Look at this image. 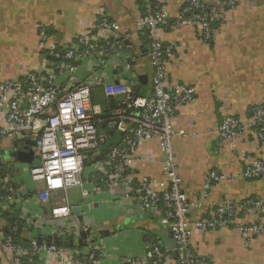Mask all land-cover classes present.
Masks as SVG:
<instances>
[{"label": "built area", "instance_id": "1", "mask_svg": "<svg viewBox=\"0 0 264 264\" xmlns=\"http://www.w3.org/2000/svg\"><path fill=\"white\" fill-rule=\"evenodd\" d=\"M136 2L143 13L136 22L135 32L145 40L142 49L151 71L148 94L139 91L136 77L127 75L135 64L132 48L126 44L127 39L116 35L117 25L103 13L81 34L64 44L49 45L41 70L29 72L21 80L0 83V115L4 120L0 140L20 135L32 140L35 159L29 166V176L33 183L42 185L35 192L37 200L46 204L55 194L62 195L50 207L54 223L39 235L50 239L49 245L38 246L34 237L28 239L30 247L24 248L11 236L0 235V246L10 257V264H33L39 256L54 257L60 264L104 263L107 258L104 236L92 234L87 223L71 220L72 209L67 198L70 190H79L82 198H87L97 188L109 194L118 188L141 213L157 216L168 230L172 247L147 240L142 257L126 256L118 264H209L206 258L192 251L194 234L234 229L246 247L264 234V197L247 199L240 205L224 202L192 221L190 213L200 211L202 205L188 201L181 191L172 147L173 138L184 135L172 127V121L179 109L190 104L194 97L184 85L166 80V64L176 55V48L163 42L161 28L174 20L180 26L197 29L202 41L209 42L213 27L222 22L236 1L205 5L200 0H185L175 19L168 15L162 0ZM38 33L41 44H46V29L40 26ZM114 59L121 62L117 81L103 82L102 73L85 79L81 76L87 63L104 73ZM97 84L102 85L104 97L111 105L106 113L92 103V88ZM245 130H253L257 141L264 146V104L254 106L248 122L225 117L217 134L224 141L240 136ZM151 140L157 141L162 156V179L142 177L134 185L131 171L134 152ZM88 164L90 178L85 179L83 174ZM262 176L264 161L253 160L245 165L244 180ZM223 178L210 173L205 190L211 181ZM1 183L0 207L6 210L14 206L22 192L8 179ZM240 216H252L255 222L243 223ZM16 229L14 226L8 230L15 236ZM82 233L88 234L82 241L84 245L79 246L77 241ZM68 241H72V247L55 244Z\"/></svg>", "mask_w": 264, "mask_h": 264}, {"label": "crops", "instance_id": "2", "mask_svg": "<svg viewBox=\"0 0 264 264\" xmlns=\"http://www.w3.org/2000/svg\"><path fill=\"white\" fill-rule=\"evenodd\" d=\"M162 1L168 15L175 19L185 0ZM200 1L205 5H222L228 0ZM235 1L236 6L226 11L222 22L213 27L209 42L202 41L197 29L180 26L174 20L160 31L163 42L176 48V55L166 64L167 82L184 85L194 97L190 104L179 109L172 121V127L184 134L172 140L181 191L188 201L202 205L200 211L190 213L192 221L224 202L240 205L247 199L264 197V176L253 180L242 178L247 163L264 161V146L257 141L254 131L245 130L240 136L224 141L217 134L225 117L248 122L254 106L264 104V0ZM101 13L117 25L116 35L127 39L126 44L132 48L135 64L125 75L136 77L139 91L148 94L151 71L142 49L145 40L135 32L136 22L143 13L136 0H0V83L21 80L27 73L41 70L49 45L64 44L81 34ZM40 26L47 31L46 44L40 42ZM119 61L114 59L104 73L87 63L81 76L85 79L102 73L103 82H115L121 70ZM141 77L147 80L145 86L140 82ZM92 98L102 109L104 104L108 105L100 84L92 88ZM3 124L0 115V127ZM26 141L29 138L25 135L0 140V187L2 180L8 179L22 192L14 206L6 210L0 207V212L16 215L22 224L15 227L22 228L21 237L28 240L54 223L50 207L62 195L55 194L46 204L37 200L35 192L42 185L30 180L28 163L11 156L15 151H24L28 146ZM161 164L157 141L140 145L134 152L131 169L134 185L142 177L162 179ZM89 166L83 174L85 179L90 178ZM210 173L224 178L211 181L205 190ZM101 191L97 188L82 198L79 190H73L67 198L72 209L71 220L87 223L92 234L104 236L107 258L103 264H118L126 256L142 257L147 240L173 246L168 230L157 216L141 213L118 188L110 194ZM8 219L0 217V235L14 227ZM239 219L243 223L255 222L252 216ZM191 249L209 264H264V234L254 238L249 247L234 229L194 234ZM0 264H10V257L1 246ZM33 264L60 263L54 257L39 256Z\"/></svg>", "mask_w": 264, "mask_h": 264}, {"label": "water", "instance_id": "3", "mask_svg": "<svg viewBox=\"0 0 264 264\" xmlns=\"http://www.w3.org/2000/svg\"><path fill=\"white\" fill-rule=\"evenodd\" d=\"M140 82L143 86L146 85V78L145 77H141L140 78ZM26 144L28 145L27 147L24 148V151H15L14 153H12V157L15 158L17 161L19 162H26L28 163L29 165L33 164L34 162V152L31 150V151H28L30 149V147H34L35 143L32 141V140H29V141H26ZM28 151V152H26ZM13 229V226L10 227V230ZM21 232H22V228L18 227L16 230H15V237L16 238H21ZM88 234V233H87ZM86 233H82L80 235V239L77 241L78 245L79 246H82L84 245L82 243V241L86 238ZM23 240L25 241H28L24 238H22ZM34 240L36 241V244L38 246H41L43 243H46V245H49L50 244V239H43L42 237L40 236H37L34 238ZM56 245H61L63 247H72L73 246V243L72 241H68L67 243L65 242H56L55 243Z\"/></svg>", "mask_w": 264, "mask_h": 264}, {"label": "trees", "instance_id": "4", "mask_svg": "<svg viewBox=\"0 0 264 264\" xmlns=\"http://www.w3.org/2000/svg\"><path fill=\"white\" fill-rule=\"evenodd\" d=\"M92 103L93 104H96L93 98H92ZM103 109H104V112L106 113L107 111H109L111 109V105L110 104H108V105L105 104V106L103 107ZM100 130H103V129L100 128ZM108 147H109V145H108ZM2 194H3V191L1 190V187H0V196ZM14 214H16V213H14ZM0 217L1 218H4V219H8V217L9 218L11 217V219H8V220H9L10 224H12L14 226H19L20 224H22V222L18 219V217H16V215L15 216L13 214L12 215H10V214L8 215L7 212H0ZM3 234L5 236H11L15 243L23 246L24 248H29L30 245H31L30 244V241H25L22 238H16L15 236H12L10 234V231L9 230H6L5 229L4 232H3Z\"/></svg>", "mask_w": 264, "mask_h": 264}, {"label": "rangeland", "instance_id": "5", "mask_svg": "<svg viewBox=\"0 0 264 264\" xmlns=\"http://www.w3.org/2000/svg\"><path fill=\"white\" fill-rule=\"evenodd\" d=\"M103 106H105V104H104ZM72 191H73V190H70L69 193H71Z\"/></svg>", "mask_w": 264, "mask_h": 264}]
</instances>
